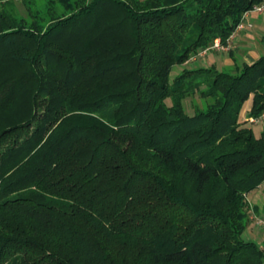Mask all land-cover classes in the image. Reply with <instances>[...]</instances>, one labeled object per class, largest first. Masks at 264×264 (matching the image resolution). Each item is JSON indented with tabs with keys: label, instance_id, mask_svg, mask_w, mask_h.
<instances>
[{
	"label": "trees",
	"instance_id": "16d2710c",
	"mask_svg": "<svg viewBox=\"0 0 264 264\" xmlns=\"http://www.w3.org/2000/svg\"><path fill=\"white\" fill-rule=\"evenodd\" d=\"M262 2L0 0V264H264V55L169 81Z\"/></svg>",
	"mask_w": 264,
	"mask_h": 264
},
{
	"label": "crops",
	"instance_id": "0c3cea01",
	"mask_svg": "<svg viewBox=\"0 0 264 264\" xmlns=\"http://www.w3.org/2000/svg\"><path fill=\"white\" fill-rule=\"evenodd\" d=\"M249 24L236 33L227 50H208L203 61L209 65L220 63L222 68L236 64L251 63L264 55V11L250 12L246 18ZM201 57V58H202ZM264 182L246 195L248 223L242 233L246 241H253L264 250Z\"/></svg>",
	"mask_w": 264,
	"mask_h": 264
},
{
	"label": "rangeland",
	"instance_id": "374dc122",
	"mask_svg": "<svg viewBox=\"0 0 264 264\" xmlns=\"http://www.w3.org/2000/svg\"><path fill=\"white\" fill-rule=\"evenodd\" d=\"M49 7L50 6H40L39 7V14L40 16L42 17L41 18V21L43 23H45V21H47L48 19H50L51 16L47 15L46 12H49ZM54 9H56L57 11H59L60 9H58V7H54ZM47 15V16H46ZM56 15V14H55ZM213 50V49H211ZM201 51V50H200ZM208 52V51H207ZM206 52V53H207ZM205 53V54H206ZM204 54V55H205ZM202 56L201 55H196L195 57V60H192L191 58L188 59L187 62L183 63V64H175L172 66L171 70H170V73H169V81L171 82L178 74L181 73V71L183 69H187V68H197V67H203V66H209L208 63L204 62L203 61V57L201 58ZM193 58V57H192ZM217 69H222V65L220 63H217L216 65ZM229 68V67H228ZM224 69V68H223ZM230 70H233L234 67L233 66H230L229 68ZM198 95L196 94L194 96V103L197 104V106L201 107V100L197 97ZM250 104H251V100L249 99L245 105V109L242 113V116H241V120L244 121L247 120L246 118L248 117L247 116V113H248V110L250 108ZM184 108L186 110V112L189 114V115H192L193 114V104H192V99L190 98H186L184 100ZM246 123V125H249L254 134L256 136H259L260 132L262 131L263 127H264V120H259L257 122H250L249 120L247 121H244ZM264 182V181H263ZM262 182V183H263ZM264 185V184H263Z\"/></svg>",
	"mask_w": 264,
	"mask_h": 264
},
{
	"label": "built area",
	"instance_id": "2783aa9c",
	"mask_svg": "<svg viewBox=\"0 0 264 264\" xmlns=\"http://www.w3.org/2000/svg\"><path fill=\"white\" fill-rule=\"evenodd\" d=\"M264 11V2L262 3H259V4H255L252 6L251 9L245 11L243 14H242V17H241V20L240 22L236 25V27L234 28V30L232 31V33L228 36V38L226 39V42L225 44H223L220 39H215L214 42L212 43V45H210L209 47L205 48V49H202L201 51H199L196 55H201L203 56L208 50H211V49H214V50H227L229 49V44H230V41L233 39V37L236 35V33L242 31L243 29L246 28L247 24L246 23V18L248 16V14L250 12H262ZM196 55L194 56H191L190 58L192 60H195V57ZM193 57V58H192ZM189 58V59H190ZM247 120H249L250 122H257L259 120H264V113L261 114L259 117L257 118H254V117H247L246 118Z\"/></svg>",
	"mask_w": 264,
	"mask_h": 264
}]
</instances>
